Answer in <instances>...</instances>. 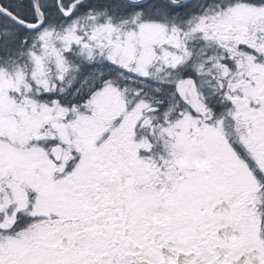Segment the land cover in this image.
<instances>
[{"label": "snow or ice", "instance_id": "1", "mask_svg": "<svg viewBox=\"0 0 264 264\" xmlns=\"http://www.w3.org/2000/svg\"><path fill=\"white\" fill-rule=\"evenodd\" d=\"M0 264H264V0H0Z\"/></svg>", "mask_w": 264, "mask_h": 264}]
</instances>
